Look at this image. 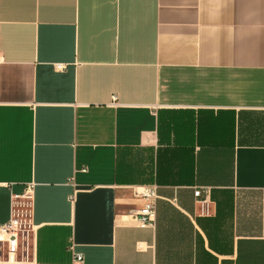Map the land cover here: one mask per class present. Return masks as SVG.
I'll return each mask as SVG.
<instances>
[{
  "label": "crops",
  "instance_id": "0c3cea01",
  "mask_svg": "<svg viewBox=\"0 0 264 264\" xmlns=\"http://www.w3.org/2000/svg\"><path fill=\"white\" fill-rule=\"evenodd\" d=\"M12 212L17 264H264V0H0Z\"/></svg>",
  "mask_w": 264,
  "mask_h": 264
},
{
  "label": "built area",
  "instance_id": "2783aa9c",
  "mask_svg": "<svg viewBox=\"0 0 264 264\" xmlns=\"http://www.w3.org/2000/svg\"><path fill=\"white\" fill-rule=\"evenodd\" d=\"M112 99L114 100L115 97L112 96ZM83 171L85 170L83 169ZM199 193L200 191L196 190L194 195L197 197ZM141 194L145 199V203L137 212L140 217V223L142 226H152L154 221V200L156 198L154 189L145 188ZM25 227V220L14 215L13 212L7 222L0 224V262L3 264L19 263V260H16V258L19 250L24 248ZM74 262L81 263L82 256L76 255Z\"/></svg>",
  "mask_w": 264,
  "mask_h": 264
}]
</instances>
